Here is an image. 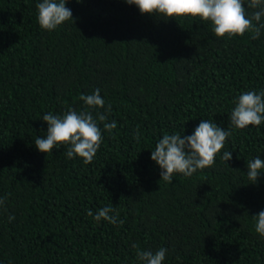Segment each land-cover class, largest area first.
Instances as JSON below:
<instances>
[{
	"label": "trees",
	"instance_id": "trees-1",
	"mask_svg": "<svg viewBox=\"0 0 264 264\" xmlns=\"http://www.w3.org/2000/svg\"><path fill=\"white\" fill-rule=\"evenodd\" d=\"M39 2L0 0V264H140L137 250L161 247L163 264H264L251 217L264 211V174H246L264 159V124L231 128L214 167L172 184L151 159L165 133L191 135L202 119L228 130L238 96L264 90V30L226 40L198 18L69 0L74 23L48 32ZM96 89L117 127L100 125L93 162L68 159L66 146L40 153L43 115L83 111L80 96ZM105 206L123 223L87 215Z\"/></svg>",
	"mask_w": 264,
	"mask_h": 264
},
{
	"label": "clouds",
	"instance_id": "clouds-1",
	"mask_svg": "<svg viewBox=\"0 0 264 264\" xmlns=\"http://www.w3.org/2000/svg\"><path fill=\"white\" fill-rule=\"evenodd\" d=\"M69 0H41L36 5L38 24L42 30L53 32L66 22H73L72 11L66 7ZM79 2V0H77ZM128 5L136 6L142 15L162 16L166 20L182 18L200 19L210 23L217 38L231 40L251 34V39H259L264 30V0H124ZM254 9L249 16L247 9ZM85 109L77 111L69 108L63 115L46 113L42 120L47 124L45 136L36 137V149L47 156L53 149L66 146L65 155L68 159L80 158L85 165L91 164L103 142V131L109 134L116 129L113 120L109 122L108 114L111 104L105 101L96 89L92 94L81 95ZM235 107L231 111L228 130L219 127L212 120L202 119L191 135L167 134L151 151V159L161 169V181L172 184L173 176L181 174L191 177L198 170L212 168L216 164V156L224 148L232 135L231 128L243 130L248 126L258 127L264 124V90L257 93L249 90L240 94ZM103 109V111H101ZM95 112V114H93ZM184 132V129H183ZM138 138V137H137ZM221 159L232 160V152L224 151ZM247 178L251 184L257 183L264 174V159L256 157L247 161ZM6 198L0 197V213L6 212ZM114 208L105 206L87 215L95 222L105 221L110 224H122L118 215H113ZM255 232L264 238V211L251 216ZM9 222L15 220L14 215L8 216ZM138 248V245H133ZM168 250L159 248L151 250L139 249L136 252L140 264H163Z\"/></svg>",
	"mask_w": 264,
	"mask_h": 264
}]
</instances>
